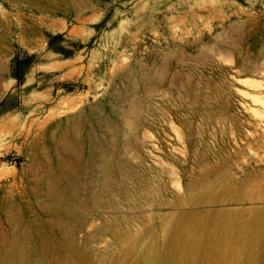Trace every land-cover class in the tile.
<instances>
[{
  "label": "rangeland",
  "instance_id": "374dc122",
  "mask_svg": "<svg viewBox=\"0 0 264 264\" xmlns=\"http://www.w3.org/2000/svg\"><path fill=\"white\" fill-rule=\"evenodd\" d=\"M253 97L264 100V0H0V234L16 242L6 196L27 264H264ZM50 130L81 140L82 198L101 154L91 134L130 161L106 220L66 221L75 243L30 193L27 175L61 154Z\"/></svg>",
  "mask_w": 264,
  "mask_h": 264
},
{
  "label": "bare ground",
  "instance_id": "6f19581e",
  "mask_svg": "<svg viewBox=\"0 0 264 264\" xmlns=\"http://www.w3.org/2000/svg\"><path fill=\"white\" fill-rule=\"evenodd\" d=\"M253 100L261 101L264 105V100L261 98L253 97ZM128 113L125 110L123 116ZM51 131H48V137L57 154L58 152L61 154L55 157V163L52 160H46L45 166L39 168L38 171L43 174L27 175V178L37 185V187L30 188V193L34 196L37 211L51 216L44 223L59 229L63 236L75 243V230L66 221H90L95 215L106 220L101 210L105 205L117 206V200L114 197L116 193L120 196L119 194L127 183L125 170L130 166V161L115 152L117 148L115 145L100 140L95 133L91 134L88 138L90 147L95 154H101L99 159L93 155L89 157L88 169L95 174L90 178L87 197L82 198L84 182L81 140L79 141L75 134L71 136L62 132L56 136ZM69 178L72 183L69 182ZM96 188L98 191H95ZM2 201L1 221L10 225L16 242L12 243L0 234V264H27L30 250L29 233L20 227L23 221L20 210L10 197L5 196ZM41 238L44 253L48 248L50 238L44 235H41ZM109 251L100 254V258L106 261L109 258ZM62 262L56 259L53 264ZM66 264H74V261L69 260Z\"/></svg>",
  "mask_w": 264,
  "mask_h": 264
}]
</instances>
